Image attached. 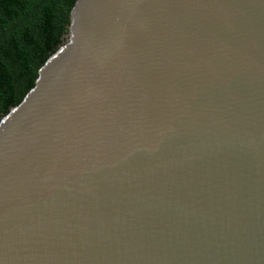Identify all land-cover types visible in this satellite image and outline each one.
<instances>
[{
	"label": "water",
	"instance_id": "water-1",
	"mask_svg": "<svg viewBox=\"0 0 264 264\" xmlns=\"http://www.w3.org/2000/svg\"><path fill=\"white\" fill-rule=\"evenodd\" d=\"M0 117V264H264V0H73Z\"/></svg>",
	"mask_w": 264,
	"mask_h": 264
},
{
	"label": "trees",
	"instance_id": "trees-1",
	"mask_svg": "<svg viewBox=\"0 0 264 264\" xmlns=\"http://www.w3.org/2000/svg\"><path fill=\"white\" fill-rule=\"evenodd\" d=\"M73 0H0V117L32 85L36 69L64 40Z\"/></svg>",
	"mask_w": 264,
	"mask_h": 264
}]
</instances>
